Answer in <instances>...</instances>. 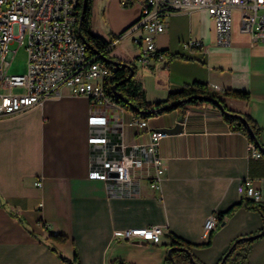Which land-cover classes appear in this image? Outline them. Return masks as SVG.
<instances>
[{"label":"crops","instance_id":"0c3cea01","mask_svg":"<svg viewBox=\"0 0 264 264\" xmlns=\"http://www.w3.org/2000/svg\"><path fill=\"white\" fill-rule=\"evenodd\" d=\"M121 12L123 26L98 35L125 31L134 52L117 59L135 65L146 99L164 100L186 83H205L227 109L250 117L261 129L260 148L255 149L262 156L255 158L247 137L229 128L218 107L204 102L147 118L149 126L160 131L181 125L158 145L164 170L160 190L149 186L150 163L136 171L130 184L92 179L90 172L103 161L123 155L141 158L149 139L131 125L132 113L62 87L58 95L0 118V264H66L60 256L71 259L74 248L81 264H164L169 233L204 243V223L217 213L210 244L191 249L203 264H216L234 238L264 227L261 216L244 206L224 214L245 198L237 189L240 181L264 184V43H253L240 32L237 11L232 12V28L223 44L217 42L206 9L172 12L163 18L165 30L155 44L169 56L187 59L139 65V47L133 43L139 33L128 29L140 17V6H122ZM188 40L201 46L185 49L182 43ZM227 90L245 92L249 99L224 96ZM91 116L105 118L106 124L90 125ZM93 136L106 142L90 144ZM152 225L163 228L156 242L113 236L115 231ZM51 233L64 235L66 242L53 241ZM249 264H264V236L252 244Z\"/></svg>","mask_w":264,"mask_h":264},{"label":"built area","instance_id":"2783aa9c","mask_svg":"<svg viewBox=\"0 0 264 264\" xmlns=\"http://www.w3.org/2000/svg\"><path fill=\"white\" fill-rule=\"evenodd\" d=\"M119 3L122 6L138 4L141 9L140 17L128 29V33H139L133 37V43L139 47L135 58L139 65L150 66L169 57L167 52L156 47L155 37L164 32L163 18L172 12L206 9L213 19L217 42L223 44L232 28V12L237 11L240 32L253 43H264V0H119ZM80 7L81 0H0V118L58 95L62 87L72 95L86 96L96 104L112 103L103 88V82L111 77L110 69L101 61L88 57L75 32ZM12 43L25 46L27 70L23 75L7 72L15 52L9 47ZM182 45L190 49L199 48L201 43L188 40ZM88 123L103 126L106 119L91 116ZM131 125L145 132L149 139L141 150V158L123 155L116 161H103L102 167L92 170L89 177L130 184L137 178L136 171L150 163L149 186L158 191L164 171L158 145L167 132L151 128L147 119L135 117ZM105 142V137L89 138L90 144ZM251 148L255 158L262 156L253 144ZM112 172H116L117 177H112ZM35 185L40 186L41 182L36 181ZM237 189L245 198L264 203V184L256 187L251 179L245 178ZM218 219L219 214L213 213L205 221L202 231L205 242ZM162 233V227L152 225L115 231L113 236L126 241L156 242Z\"/></svg>","mask_w":264,"mask_h":264},{"label":"trees","instance_id":"16d2710c","mask_svg":"<svg viewBox=\"0 0 264 264\" xmlns=\"http://www.w3.org/2000/svg\"><path fill=\"white\" fill-rule=\"evenodd\" d=\"M93 0H81V20L75 24V32L84 44L85 51L91 59L101 61L111 71V77L103 82L106 97L121 109L132 113L136 118L147 119L151 116L163 114L172 110H184L187 105L209 103L218 107L224 121L232 131L241 132L255 148H260L261 129L251 120L250 117L235 113L226 108L224 101L207 84L193 81L184 84L180 90L168 93L164 100L148 101L145 91L135 78L136 67L131 61H124L112 57L111 43L119 36L110 34L107 38L95 34L91 29V9ZM131 5V4H129ZM124 5L123 7H129ZM169 61L174 58L186 57L178 54L170 55ZM132 72V75H131ZM114 86V90H112ZM224 96L248 100L247 93L237 90H227ZM239 206L256 211L264 221V203H256L249 199L242 198L227 211L230 215ZM264 236V227L256 232L245 234L234 238L226 251L221 255L216 264H249V254L252 244ZM49 238L57 243H65L67 238L61 234L51 233ZM168 249L164 258V264H203L191 252L193 247H203L210 244L208 241L200 244H193L181 237L169 233ZM66 264H81L77 250L74 248L71 259L60 256ZM115 264H132L125 261H116Z\"/></svg>","mask_w":264,"mask_h":264},{"label":"rangeland","instance_id":"374dc122","mask_svg":"<svg viewBox=\"0 0 264 264\" xmlns=\"http://www.w3.org/2000/svg\"><path fill=\"white\" fill-rule=\"evenodd\" d=\"M122 6L118 0H93L91 9V28L95 34L105 35L106 29L118 30V26H123L126 19L122 16ZM104 13V17L101 13ZM115 45H111V56L115 58H128L134 52V48L129 43V38L125 31L121 32ZM107 38V37H106ZM10 49L14 50L13 57L7 69L10 75H23L27 70V53L24 45L17 43L10 44ZM16 91V90H14Z\"/></svg>","mask_w":264,"mask_h":264},{"label":"water","instance_id":"95a60500","mask_svg":"<svg viewBox=\"0 0 264 264\" xmlns=\"http://www.w3.org/2000/svg\"><path fill=\"white\" fill-rule=\"evenodd\" d=\"M81 16H82V12H80L78 21L81 20ZM131 75H132V72H131ZM111 88H112V90H114V86H112ZM180 129H181V125L177 123L172 128H165V129H162V131H165L167 133H175V132L179 131ZM110 175L112 177H117V173L116 172H112V173H110Z\"/></svg>","mask_w":264,"mask_h":264}]
</instances>
